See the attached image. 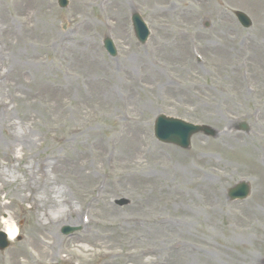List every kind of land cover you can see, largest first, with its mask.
I'll return each mask as SVG.
<instances>
[{"label": "rangeland", "instance_id": "1", "mask_svg": "<svg viewBox=\"0 0 264 264\" xmlns=\"http://www.w3.org/2000/svg\"><path fill=\"white\" fill-rule=\"evenodd\" d=\"M10 1L0 0V26L12 25L22 56L0 43L9 75L0 79L9 103L0 111V231L10 218L19 238L0 264H264V0H68L66 8L32 0L34 21L47 5L58 45L12 16ZM134 12L150 31L144 45ZM30 72L34 84L6 86ZM159 115L217 133L193 136L187 150L162 144L153 135ZM15 131L33 140L31 153L7 146ZM53 154L64 160L50 175L59 197L83 209V222L60 224L44 250L28 244L36 214L10 177L30 162L42 176L39 163L48 168ZM242 180L249 197L231 202L228 190Z\"/></svg>", "mask_w": 264, "mask_h": 264}, {"label": "bare ground", "instance_id": "2", "mask_svg": "<svg viewBox=\"0 0 264 264\" xmlns=\"http://www.w3.org/2000/svg\"><path fill=\"white\" fill-rule=\"evenodd\" d=\"M32 0H11L8 5V10L12 16L18 17L22 22L25 23V27L29 30L35 28L40 29V33L48 38L50 35L51 40L54 45L60 44V40L56 39V30L52 27V31H49V22L47 21L48 16L50 15L47 10V5H43V14L38 21H34L37 18L35 11H30ZM1 9V8H0ZM49 20V19H48ZM246 41V40H245ZM252 40L247 41V50H250V46H252ZM0 43H4L9 52L14 51L15 56H22L19 52L17 53L20 42L17 38V35L14 30H12V25L8 23V25L0 26ZM242 46V45H241ZM15 48L14 50H12ZM242 48H244L242 46ZM264 50V49H263ZM260 50L259 51H263ZM25 57L29 58L31 56L30 53L26 52ZM259 57V56H258ZM35 64L34 62L32 65ZM8 64H4L2 58H0V79L5 78V76H9L5 69H7ZM12 67V66H11ZM10 67V69H11ZM25 68V67H24ZM13 73H11L12 75ZM32 72L29 73L28 77L24 78L20 74L13 75L11 80H8L7 85H13V87L17 84L21 85H31L35 83V78H32ZM11 81V82H10ZM0 83V89L5 87ZM1 94V91H0ZM27 98V97H25ZM9 103L0 99V111L5 114L8 113L7 107ZM16 133L11 134V138L7 143V146H11L12 144H17L21 151L27 150L31 153L33 150V140H28L22 136L17 137ZM67 143V140L64 141V144ZM125 148H122V157H126ZM120 156V153H118ZM129 156V155H128ZM23 155L19 158L22 160ZM49 159H52L49 162L48 168L46 163H39V176L33 171V167L31 166V162L26 163L28 167L20 166V170L18 171L21 175H14L11 172V177L15 186V192L17 195L24 201H28L31 204V210H33L36 214L34 228L32 230V234L29 237L28 244L32 247L35 246H44V250H51L52 247L56 245L55 237L56 231L60 224L65 222L72 225L73 224H82L83 219L80 217L82 208L79 207V210H74L72 204L64 199H60L61 189L58 188L56 184V178H51V174L59 167L60 163L63 162V158L57 156L55 154L49 156ZM69 159V157H67ZM82 165V164H79ZM31 169V170H30ZM83 175V173H82ZM89 173H84V178L82 176L81 186H85L90 181ZM7 183L5 179V175L0 172V183ZM105 188L101 190L104 192ZM100 192V193H101ZM124 201V200H121ZM124 204V203H123ZM122 206V205H121ZM4 209V205L0 204V211ZM156 220V219H155ZM3 224V232L6 234L7 238L10 241L16 240L18 237V228L15 223L10 218L2 219ZM158 222V221H156ZM91 224V222L89 223ZM88 227V226H87ZM86 227V228H87ZM152 250H146L142 253V257H146V255H151Z\"/></svg>", "mask_w": 264, "mask_h": 264}, {"label": "water", "instance_id": "3", "mask_svg": "<svg viewBox=\"0 0 264 264\" xmlns=\"http://www.w3.org/2000/svg\"><path fill=\"white\" fill-rule=\"evenodd\" d=\"M58 1L60 6L65 5V0ZM237 16L244 25H249V20L243 14L237 13ZM132 23L137 39L143 43L146 40L147 31L138 15L132 16ZM104 46L110 54H114V51L108 40H105ZM199 131H204L207 134L212 133L206 128L188 125L181 121L168 119L163 116L157 118L154 126L155 137L159 141L164 143H172L182 148H187L189 145V137ZM229 195L231 197L237 196L244 198L247 195V187L244 184H240L232 189ZM71 231L72 230L70 229L63 230L64 233H69ZM7 245L8 244L5 241L4 235L0 233V249L6 248Z\"/></svg>", "mask_w": 264, "mask_h": 264}]
</instances>
